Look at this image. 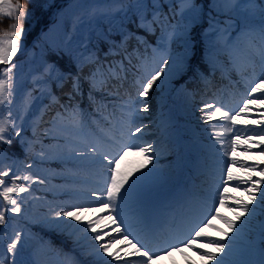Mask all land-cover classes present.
<instances>
[{
	"label": "snow or ice",
	"instance_id": "obj_1",
	"mask_svg": "<svg viewBox=\"0 0 264 264\" xmlns=\"http://www.w3.org/2000/svg\"><path fill=\"white\" fill-rule=\"evenodd\" d=\"M229 3H233L234 0H228ZM255 0H248L249 4H254ZM159 0H152L149 5H144L141 0H137V8L149 7L153 9L152 19L148 20L145 15L141 23L137 27H143L145 32L151 31L154 33L157 28L162 31H167L168 28H172V25L168 23L169 17L163 15H157ZM181 10L187 8L194 12L196 5L193 0H179ZM133 5H130L132 7ZM235 6V5H234ZM260 15L264 20V0L260 3ZM24 5L21 0H0V16L13 18L15 23L11 25L12 30L0 34V65L4 67L0 68V113L3 111L5 103L11 105L13 103L10 97L12 96V77L13 70L17 67V64L12 63L13 57L16 56L20 50V42L24 33L22 20L27 16ZM261 44L264 48V23L260 27ZM121 40L119 43L113 41L105 53V57L109 55L120 56L121 58L114 61H109L107 65L101 62L98 56L92 54L87 58L75 57L74 62L76 63L77 70L75 74L71 72H59L55 77L51 76L52 69L46 70L47 79H54L57 88L63 89L65 85H69L68 91L64 92V95L68 97L69 105H61L68 110L71 107V101L76 96H83V85L88 84V98L90 102L95 100L94 93L103 91L105 88H116L122 86L126 79V73L128 69L124 65V60L131 63L132 53L128 51V44L130 41L135 40L136 46L133 52L138 51L141 44L146 43L145 41L138 39L136 34L133 32H123L120 34ZM163 38V37H162ZM169 40L179 38V33L175 28H172L170 33H167ZM99 40H103L105 43L108 42L106 36L99 37ZM122 50V51H121ZM168 59L165 56H161V65H167ZM88 68L87 74L84 69ZM261 68L262 74L258 81L246 90V96L243 98L241 106L237 109L229 110L222 105L215 103H206L201 109L203 113L204 123L209 124L210 130L214 133V139L220 140L221 135L224 133L232 134L234 136L230 139V147L225 150L224 155L229 156L231 162H225L223 175L221 177L222 183L218 187L216 193V199L213 202V207L209 210V215L198 225L192 232L189 233L188 237L178 241L176 244L169 246L168 249L153 252L148 246L141 240L133 236L132 232L124 226L123 218V206L128 203L129 197L133 195V190L139 181L145 179L149 175L155 173V165L147 173L142 176H137L130 182L134 172H140L143 168L149 164H153L156 157L153 153L156 151L151 144L141 145L135 142L121 145L117 150L116 155L109 156L104 153H98L96 148L92 149L94 154L103 156V159L107 161V174L105 176V189L103 194L93 192L92 195L96 196L99 201L98 206L93 203L83 205H72L69 208L63 209L56 214V218L59 220L61 217L68 218L77 224H84V218L89 214H97L95 219H87L86 227L79 228L76 224H68L63 221L57 227H63L70 230L69 238L73 239L77 233H83L82 237H76L73 242L77 246L81 247L82 254L91 256L92 264H112V260L117 262L125 261V264H154V261L161 259L163 255L171 256L173 252H179L183 254V248L187 247L192 251H197L198 254L209 262L214 261L215 264H239V262L230 261L227 259L232 255L233 245L236 241L245 234L247 226L251 224L253 218L256 217L257 212L264 217V189L258 187V185H264V179L252 180L251 174L259 169V175L264 177V168H259V165H246L243 161L237 159L236 153L243 137L245 140L251 142L253 137H258L264 142V127L260 132L249 131L245 129L236 128L235 125L240 123L237 117L241 116L242 113H247L253 109L252 105L259 106L264 109V54L261 57ZM165 73L164 66H158L153 68L150 72L143 73L139 80V88L137 89V97L147 98L149 91L160 79L161 75ZM49 96L52 98L53 103H58V98L51 92ZM140 104L144 105L142 111L147 112L148 107L143 100L139 101ZM212 109L211 112L207 111ZM72 114L76 115V108L72 107ZM62 119L63 116L60 112H57L56 116L53 117V121L56 119ZM220 120L222 126L211 124V121ZM247 122V121H245ZM258 124L264 126V115L258 120ZM14 132L16 137L20 138L23 143L24 138L21 136V126L17 122V118L11 116V109H9V115L0 118V163L7 158V154L3 150V145H11L13 142L12 133ZM143 132L141 127H136L135 131H131L130 135L136 136L137 133ZM6 133H8L6 135ZM244 153H250V149L244 148ZM129 155L140 157L141 162L133 167L130 171H122V165L125 164ZM259 155H264V150H261ZM32 167V165H28ZM234 169H239L245 174V177H241L236 174ZM4 177H10V171L4 167H0V226L6 224L5 212H11L19 215L21 213V207L17 199L13 198L12 194L25 193L29 191V186L25 184H17V181H32L33 178L28 175L21 176L13 173L9 181H5ZM42 182V181H41ZM235 182V183H233ZM127 186V187H126ZM233 191H241L242 196L246 195L247 199H241L235 196H230L229 188ZM259 193V197L257 196ZM231 200L232 204H228L227 201ZM119 201V204H118ZM10 205L8 208L5 206ZM255 206L250 207V205ZM221 208H228L233 212L235 219H229L223 216L220 212ZM99 213H107V215H98ZM247 219L242 220V217ZM219 219L228 228V232H224L222 229L215 228L212 224L213 220ZM205 228H214L220 232L221 235L218 238L208 237L205 232ZM260 242L264 245V221L260 224ZM92 233L91 237L87 236V233ZM115 233V235H113ZM229 233H235L234 236H229ZM4 235L3 229H0V238ZM131 237V238H129ZM107 238V239H106ZM81 239L88 240L93 243L89 247L85 248L81 244ZM225 239L229 240L228 244L223 243ZM21 243V235L16 232L15 235L10 238L7 244V253H17V245ZM126 244L130 249L134 251H124V255L120 254V251L111 252L110 249L113 245ZM199 247L214 248L215 251H199ZM227 249V251H226ZM223 253V255H219ZM103 254V255H102ZM111 257V260H105L104 256ZM143 257L141 261L128 260L126 257ZM0 264H7L6 259H0ZM20 264H27V262L21 261ZM78 264V262H77ZM259 264H264V248L261 249V260Z\"/></svg>",
	"mask_w": 264,
	"mask_h": 264
},
{
	"label": "rangeland",
	"instance_id": "obj_2",
	"mask_svg": "<svg viewBox=\"0 0 264 264\" xmlns=\"http://www.w3.org/2000/svg\"><path fill=\"white\" fill-rule=\"evenodd\" d=\"M83 5V8L81 9V12L79 15L75 16L77 17L76 24H73L77 26L73 30V26L71 27L72 32L74 34V39L77 35H80L83 30H85L86 25H93L97 26L101 23L102 20H108L111 19V13L109 11H102V13H98V9L101 5V3L96 2L95 4L90 5L89 7L86 6V3H80ZM118 2H110L111 7L114 5L116 6ZM109 4L105 5L104 7H107ZM80 6V5H79ZM93 9H95L96 15H93L89 17V14L92 13ZM249 9L252 11L251 13V19L256 18V4H252L249 6ZM93 14V13H92ZM113 15V13H112ZM89 17V18H88ZM73 19H71V22ZM112 21V20H111ZM87 23V24H86ZM254 23V22H253ZM259 26H255L253 24L252 29L258 30ZM261 38V35H260ZM252 41L254 39H251ZM82 42V40H79V44ZM241 44H248L250 43V39L248 38H242L240 40ZM231 45H234V43H229ZM264 49V48H262ZM25 52V51H23ZM19 55V54H18ZM184 62V61H183ZM182 63L178 64L177 59L174 57V60L170 63L168 68L165 69V73L161 75V84L167 85L168 82H172L176 77H178V71L173 73V69H175V66L177 70L179 69L180 65ZM17 75H23L21 69H16L15 72ZM256 74L254 78L251 80L256 79ZM34 77V74H30L29 78L26 77L21 78L20 76H15L13 78V82L15 85V93L13 94L10 99H12L13 103L11 105H8L5 103L4 107L6 108L7 115H9V109H13L15 112V116L13 118H17V122L20 124L21 128H28L31 133L34 132V127L37 125L36 120L38 121L40 115H41V107L39 102L37 101V94H33L27 85L28 81L31 80ZM39 85V84H38ZM37 87V85L35 86ZM25 112V113H23ZM48 130L51 133H54L56 131V124H53L50 128H45L44 131ZM39 139V137L37 138ZM67 153V145H62L60 143H53L50 145L43 144L41 148V152H36L35 157L38 158V160L41 163L50 161L51 157L64 155ZM9 166V163L5 160L0 163V167L7 168ZM17 173L20 174H28L33 178L36 183L37 181H50L49 175L47 174V171H50V169L47 170H36L33 168H25L26 170L23 171L20 168ZM15 166L13 165L11 168V171H14ZM68 172V171H66ZM13 173V172H10ZM55 175L58 176V171L55 172ZM48 191L54 192L55 195H58L55 191L56 189L61 188L65 189L66 187H73V184L70 182H60V183H53L48 182ZM77 191V189H75ZM75 195V194H74ZM21 197H23V194H21ZM2 200L3 198L0 197ZM84 203L80 200H76L75 198H63V199H57L53 200L49 197H47L45 194L37 195V196H28V203H27V213L26 214H13L11 212H5V215L8 218V222L1 228L4 231V235L2 238H0V259H6L7 264H20L21 261L27 262V264H86L85 258L88 257L86 255H82V259L79 260L78 257H75L74 259H63L59 255H57L55 252H53L48 245L37 235V233L32 230L31 227H35V223L39 220H47L50 218H56V214L66 208H69V206L72 205H83ZM5 206L10 208V205ZM84 224H79V228H84L86 226L87 218L84 219ZM15 222V223H12ZM74 221L69 219V223L72 224ZM16 232H19L21 235V243L17 245V253L9 254L7 253V244L12 238ZM78 235L81 237L82 233H78ZM90 235L89 237H91ZM87 245L90 246L91 241H86ZM83 262V263H82Z\"/></svg>",
	"mask_w": 264,
	"mask_h": 264
},
{
	"label": "trees",
	"instance_id": "obj_3",
	"mask_svg": "<svg viewBox=\"0 0 264 264\" xmlns=\"http://www.w3.org/2000/svg\"><path fill=\"white\" fill-rule=\"evenodd\" d=\"M21 3L24 5L25 10L27 12V16L22 20L23 28H24V33L22 35L21 41L22 43H27L32 35H34L37 31L38 26L42 23L45 22L46 20L43 19L45 15H47V12L49 11V4L50 1L48 0H21ZM15 23V20L13 18L5 17V16H0V34L4 32L11 31V25ZM42 37H38L37 39L32 41V44L30 45V50L35 51L40 45H45V43L41 40ZM56 38V39H55ZM53 42L55 43V47L51 49H47L46 53H49V56H47L44 52H40L38 56V59H41L43 61H48V58H52L50 60H53L54 63L56 64V71L53 73L52 77H55L59 72H71L73 74L74 66L72 64H61V66H58L57 63L60 61L59 58H67L69 60V53L71 52V49H65L64 47V40H62L59 36L55 37ZM45 49V46H44ZM101 51L98 52V55H101ZM64 55V56H61ZM61 56V57H59ZM37 60V58H36ZM106 64V63H105ZM63 69V70H62ZM65 70V71H64ZM48 86L49 89L53 90H59L60 88H57L55 85V80L54 79H49L48 80ZM13 146H16L15 140L13 139V142L11 145H4V148L6 152L9 151L10 148H13ZM14 154V153H13Z\"/></svg>",
	"mask_w": 264,
	"mask_h": 264
}]
</instances>
